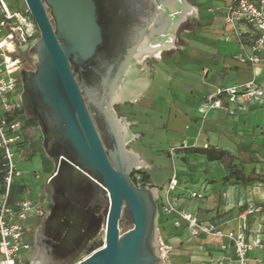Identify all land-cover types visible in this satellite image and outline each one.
<instances>
[{
    "label": "water",
    "instance_id": "1",
    "mask_svg": "<svg viewBox=\"0 0 264 264\" xmlns=\"http://www.w3.org/2000/svg\"><path fill=\"white\" fill-rule=\"evenodd\" d=\"M19 1L40 30L20 46L34 61V70L19 72L24 115L38 122L54 162L31 264H164L159 192L133 182L146 163L129 147L139 134L116 106L143 96L151 69L142 62L177 48L196 7L189 0ZM101 234L104 246L78 261Z\"/></svg>",
    "mask_w": 264,
    "mask_h": 264
},
{
    "label": "crops",
    "instance_id": "2",
    "mask_svg": "<svg viewBox=\"0 0 264 264\" xmlns=\"http://www.w3.org/2000/svg\"><path fill=\"white\" fill-rule=\"evenodd\" d=\"M189 1L196 7L197 18L203 14L208 19L205 28L190 41L193 53L188 58L178 57L175 68L161 75L148 66L153 83L147 82L149 88L134 103L129 117L132 131L139 134L132 149L146 163L143 172L149 177L143 187L159 189L161 199L177 173L179 207L201 221L216 224L225 233L246 228L249 239L264 236V103L242 106L235 113L203 106L204 98L217 88L250 82L264 86V48L252 49L258 35L251 26L227 25L225 12L230 0ZM240 41L246 46L243 51ZM241 53L245 58L258 57L260 62L243 63L236 59ZM211 151L231 153L232 164L246 177L252 175L253 181H225L230 161H209L207 153ZM164 170L168 174L158 180ZM251 205L262 211L241 224V214ZM165 217L173 221V216ZM180 229L182 235L173 237L170 244L179 246L187 236L192 237L186 227ZM195 239L196 255L200 256L197 264L234 256L226 238ZM223 245L228 246L227 251L222 250ZM172 250L170 246L169 252ZM249 257L264 261V252L253 251Z\"/></svg>",
    "mask_w": 264,
    "mask_h": 264
},
{
    "label": "built area",
    "instance_id": "3",
    "mask_svg": "<svg viewBox=\"0 0 264 264\" xmlns=\"http://www.w3.org/2000/svg\"><path fill=\"white\" fill-rule=\"evenodd\" d=\"M225 22L232 28L238 24L251 26L258 35L252 49L258 51L264 48V0H230L225 12ZM38 36H40V30L30 13L24 14L21 9L13 8L7 0H0V149L3 153L5 169L4 192L0 196V264H31L33 242L32 228L28 220L32 217H45L46 214L44 207L30 198V191L26 190L20 196H14L12 193L16 178L21 174L18 167L19 159L26 154L24 121L21 115V111H24L21 101L23 85L17 74L23 68L33 69L32 65L25 62L26 55L22 53L20 46ZM240 46L242 51L246 48L242 41ZM236 58L244 63L258 64L260 62V59L255 56L245 58L244 53ZM263 103L264 86L255 82L217 88L203 100L205 107L230 113H235L240 107L248 104ZM136 179L142 182L139 173L136 174ZM136 185L140 187L139 184ZM178 185V174L174 173L167 185L161 205L159 204L161 199L158 197L162 213L173 216L174 227H186L192 237L226 238L234 252L232 257L224 256L203 264H264L262 260L249 257L253 251L264 252V236L249 239L246 228L225 233L216 224L199 220L187 209L173 204L175 199L172 192ZM192 197L201 198L197 194H192ZM261 211V207L249 206L241 214V224H244V219L248 216ZM161 244L162 250V247L166 245L163 241ZM165 248L168 249L166 251L168 253L169 247ZM221 248L223 251L228 250L227 245ZM164 264H170V262Z\"/></svg>",
    "mask_w": 264,
    "mask_h": 264
},
{
    "label": "rangeland",
    "instance_id": "4",
    "mask_svg": "<svg viewBox=\"0 0 264 264\" xmlns=\"http://www.w3.org/2000/svg\"><path fill=\"white\" fill-rule=\"evenodd\" d=\"M8 3L15 9H20L19 0H7ZM190 2V1H189ZM193 4V2H190ZM194 5V4H193ZM208 19L201 14L200 18L194 14L190 16L187 21L181 26L178 31V41L177 48L171 51L164 52L157 57H148L144 59L143 64L151 67L154 71L158 72L160 75L162 72H168L171 68H175L178 64L179 58L181 55H185V58L193 53V49L190 46V41L193 40L198 31L202 28H205L206 21ZM239 54H237L238 56ZM199 57H202L199 55ZM237 59V58H236ZM238 60V59H237ZM244 63V62H243ZM18 78L21 81L22 79L20 74H17ZM135 102L125 103L116 106V110L119 116L126 117L130 121V116L132 109L134 108ZM24 124V134L28 138V144L26 149V154L19 159L18 167L21 170L20 176L16 178V182L19 185H24L23 192L26 190L30 191V198L36 201L39 206L44 207L45 204V186L48 178L52 175L54 170L53 160L47 156L43 149V135L40 130L39 124L37 121H25ZM134 142H131L129 147L132 148ZM143 169L139 171H134L132 173V180L134 179L136 184H139L140 187H143L145 184L144 181H138L136 179V174H140ZM167 171L164 170L162 174L156 177L158 180L164 179L167 175ZM141 175V174H140ZM142 177V176H141ZM174 195L175 201L173 204H178L179 200L175 196V190L172 192ZM164 195V194H163ZM177 199V200H176ZM164 201V197L161 198L159 204ZM44 217H32L28 220V224L32 230H36L38 225L42 222ZM158 234L161 241L165 243L166 246L162 247V256L165 262H172V264H178L180 260L185 261V264H197L195 260L200 258L196 255V246L193 244V241L196 240L193 237L187 236L183 243L178 245L170 244V241L173 237L182 235L183 229L175 228L173 225L172 219H167L165 215L162 214L160 210V215L157 223ZM120 229L122 232H126L130 229V226L127 225L126 220L123 218L120 221ZM105 244V241L102 237V234L99 235L94 241H92L89 246L86 248L85 252L78 259V261L88 257L94 250L102 248ZM173 247V250L166 252L168 249L165 247ZM184 252V253H181ZM77 261V262H78Z\"/></svg>",
    "mask_w": 264,
    "mask_h": 264
},
{
    "label": "trees",
    "instance_id": "5",
    "mask_svg": "<svg viewBox=\"0 0 264 264\" xmlns=\"http://www.w3.org/2000/svg\"><path fill=\"white\" fill-rule=\"evenodd\" d=\"M24 111H21V115H22V120L25 121V117L23 116ZM25 135V134H24ZM25 137V147H27L28 144V138L26 136ZM28 149L25 148V151L27 152ZM207 158L209 161H221V162H225V161H230L229 164L226 167L227 170V176L225 177V181H230L232 179H235L236 181H241V182H251L253 181L252 175L249 177H246L245 174L243 173L242 170H239L237 165H233L232 162L234 161V156L226 151H211L207 153ZM142 176V180L145 182H147L148 180V175L145 172H141L140 173ZM4 177H5V169H4V160H3V153L0 149V196L3 194L4 192ZM133 182L136 184L135 180L133 179ZM23 188L24 185H19L18 182H15L14 186H13V195L14 196H20V194H22L23 192Z\"/></svg>",
    "mask_w": 264,
    "mask_h": 264
},
{
    "label": "flooded vegetation",
    "instance_id": "6",
    "mask_svg": "<svg viewBox=\"0 0 264 264\" xmlns=\"http://www.w3.org/2000/svg\"><path fill=\"white\" fill-rule=\"evenodd\" d=\"M29 49H30V48H28V49H26V50L24 51V54L26 55V56H25V62H26L27 64L32 65V67H33L32 70H34V61H33V59L29 56ZM24 116H25V115H24ZM31 240H32V242H33V248H32V251H33V249H34V247H35V230H34V231L32 230V233H31ZM31 261H32V259H31Z\"/></svg>",
    "mask_w": 264,
    "mask_h": 264
},
{
    "label": "bare ground",
    "instance_id": "7",
    "mask_svg": "<svg viewBox=\"0 0 264 264\" xmlns=\"http://www.w3.org/2000/svg\"><path fill=\"white\" fill-rule=\"evenodd\" d=\"M143 63V62H142ZM143 66H144V68L145 69H149V67L148 66H146L145 64H143ZM153 80V74H152V70H150V73H148V74H146L145 76H144V81H145V83L147 84V86H149V83H147V82H150V81H152ZM149 88V87H148Z\"/></svg>",
    "mask_w": 264,
    "mask_h": 264
}]
</instances>
